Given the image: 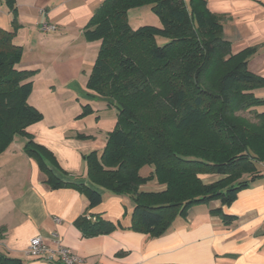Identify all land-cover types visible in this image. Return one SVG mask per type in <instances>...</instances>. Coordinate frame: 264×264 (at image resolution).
<instances>
[{
    "label": "trees",
    "instance_id": "obj_1",
    "mask_svg": "<svg viewBox=\"0 0 264 264\" xmlns=\"http://www.w3.org/2000/svg\"><path fill=\"white\" fill-rule=\"evenodd\" d=\"M6 2L16 19V0ZM142 7H149L159 27H130L128 11ZM82 35L100 42L86 89L111 99L117 110L101 154L84 156L87 179L128 198L129 229L160 236L192 206L210 201L230 206L263 177L256 166L264 164V97L255 93L264 90V77L248 70L253 48L231 51L221 17L208 10L206 0H103ZM15 37L0 28V154L15 136L25 137L23 151L37 160L47 184L69 186L45 162L52 161L51 154L26 132L42 115L28 104L36 71L18 69L23 50ZM91 112L84 106L78 117ZM146 166L153 171L143 177ZM205 175L217 179L205 183ZM152 180L163 190H139ZM77 188L85 192L88 209L101 202L96 191ZM212 213L224 223L232 220L221 208ZM75 225L84 237L119 227L88 213ZM0 264L21 262L0 253Z\"/></svg>",
    "mask_w": 264,
    "mask_h": 264
},
{
    "label": "crops",
    "instance_id": "obj_2",
    "mask_svg": "<svg viewBox=\"0 0 264 264\" xmlns=\"http://www.w3.org/2000/svg\"><path fill=\"white\" fill-rule=\"evenodd\" d=\"M102 1L31 0L44 14V22L54 24L56 30L39 33L34 43L29 41L33 46L23 52L17 65L36 71L30 78L33 87L28 104L42 115L26 132L51 154L52 161L45 162L69 186L52 189L37 160L24 153L26 138L14 137L0 154V253L21 264H55L28 256L25 250L35 236L54 248L56 235L85 264H264V172L230 206L219 201L192 206L160 236L129 229L132 204L128 198L114 196L88 181L84 156L101 154L117 113L111 99L86 89L100 42L85 41L82 30ZM206 6L221 17L223 37L234 54L254 49L248 70L264 77V0H206ZM23 42L18 45L23 47ZM70 106L74 113L67 111ZM84 106L92 112L80 118L78 111ZM109 108L113 115L103 119L99 111ZM152 171L146 166L140 175L146 177ZM201 179L210 183L217 177ZM80 185L96 191L101 202L88 209L85 192L77 188ZM163 188L152 180L139 190ZM218 208L232 220L224 223L212 213ZM85 213L119 227L108 234L84 237L75 222Z\"/></svg>",
    "mask_w": 264,
    "mask_h": 264
},
{
    "label": "rangeland",
    "instance_id": "obj_3",
    "mask_svg": "<svg viewBox=\"0 0 264 264\" xmlns=\"http://www.w3.org/2000/svg\"><path fill=\"white\" fill-rule=\"evenodd\" d=\"M28 1L29 0H17V4L15 2L14 8L16 9L17 15L15 19L13 11L8 6L6 0H0V28L4 29L5 31L16 32V37L13 40L14 44L18 45L19 41L23 42V40H25L22 44L23 52H29L30 47L33 46V44H31L30 42L34 43L36 40V36L39 33H45L42 32L40 28L41 24L45 23L44 14L41 13L38 8H34V6L31 5V0L29 2ZM127 20L128 24L133 29L144 25H150L155 27L160 26L159 19L153 13H151L149 7L130 9L127 14ZM73 34L75 35L76 33L74 32ZM157 42L158 45H161L163 40H158ZM27 57H29V54ZM61 91L62 90H60L59 93ZM255 94L258 97H264V90H258ZM56 96H59L58 91L56 92ZM69 102H72V100H70ZM82 110L83 108L78 112H80L81 114ZM260 110L264 111V107H261ZM67 111L74 113L75 109L73 106H70L69 108H67ZM99 114H101V117L103 119H109V117L113 115V112L111 111V108H109V110L106 111H99ZM242 115L248 117L247 114ZM15 138L16 140H18V138L20 137L15 136ZM256 167L260 172H264V164H257Z\"/></svg>",
    "mask_w": 264,
    "mask_h": 264
},
{
    "label": "built area",
    "instance_id": "obj_4",
    "mask_svg": "<svg viewBox=\"0 0 264 264\" xmlns=\"http://www.w3.org/2000/svg\"><path fill=\"white\" fill-rule=\"evenodd\" d=\"M42 32H53L56 30L54 24L47 22L40 26ZM55 223H59L58 218H54ZM56 246L49 248L43 243L40 236L31 238L26 247L25 253L28 256L43 258L47 262H54L55 264H85L82 259L73 254L69 249L63 247L56 235Z\"/></svg>",
    "mask_w": 264,
    "mask_h": 264
}]
</instances>
